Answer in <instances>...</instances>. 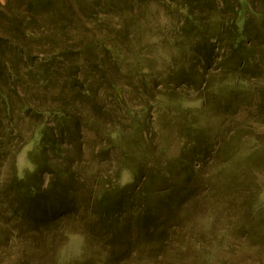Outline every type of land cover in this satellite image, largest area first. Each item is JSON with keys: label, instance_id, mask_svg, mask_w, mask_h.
<instances>
[{"label": "trees", "instance_id": "trees-1", "mask_svg": "<svg viewBox=\"0 0 264 264\" xmlns=\"http://www.w3.org/2000/svg\"><path fill=\"white\" fill-rule=\"evenodd\" d=\"M93 1L6 0L0 3V246L5 239L6 247H14L15 259L28 254L30 249L36 252L43 245L37 235L47 231L45 243L52 244L64 232L62 219L70 213L63 208L60 190L45 185L44 175L71 173L69 167L57 168L52 161L65 128L72 124L77 128L81 123L90 129L98 127L92 108L107 101L106 95L119 106V112L126 108L123 121L130 120L133 130H139L142 117H150L149 123L155 119L159 123L163 114H169V121H173L182 105L180 99L170 94L177 93V87L185 82L199 87L203 79L213 84L219 82L204 66L205 58L215 53L218 43H224L223 48L242 56L241 61L253 56L252 50L243 44L247 21H243L245 3L242 0H147L157 10L156 16L161 13L170 21L164 23L158 19L163 28L155 26L165 63L162 61L160 69L156 66V71L149 70V66L145 70L146 66L139 63L128 70L123 48L130 39L110 42L91 31L92 37L87 36L89 29L83 22V13L90 14L89 20L103 17L107 23L118 17L110 18L106 12L99 14ZM111 62L117 68L120 81L109 76ZM95 69L104 77L105 82L100 86L92 74ZM25 126H28L26 134ZM117 127L121 129L120 135H126L121 126ZM100 129H104L103 124ZM113 132L116 133V127ZM19 139L23 142L18 143ZM31 142L41 151L29 155L35 170L21 176L16 159ZM210 145L209 140L202 143L186 165L179 162L168 168L159 162L155 152L138 166L123 167L131 171V182L119 187L120 181L110 180L111 184L105 182L92 199L88 198L92 205L83 220L97 228L93 237L120 251L128 249L126 234L134 230L139 239H147L152 244V252L162 251L165 238L175 232L177 225H168L170 214L158 209L174 213L175 205L179 207L188 195L185 193L173 204L171 199L177 195L176 191L171 192L174 187L171 178L173 174L179 177L180 170H185L187 178H201V185L209 179L212 182L216 175L211 173L209 179L202 180L206 176L204 172H197L194 159L210 155ZM6 161L11 170L4 178L1 169ZM155 175L162 182L156 179L153 186ZM178 191L181 194L182 190ZM151 196L158 198V204L149 202ZM52 230H55L53 234Z\"/></svg>", "mask_w": 264, "mask_h": 264}, {"label": "rangeland", "instance_id": "rangeland-1", "mask_svg": "<svg viewBox=\"0 0 264 264\" xmlns=\"http://www.w3.org/2000/svg\"><path fill=\"white\" fill-rule=\"evenodd\" d=\"M242 1L243 21H247L243 44L252 50L253 56L241 61L242 56L218 43L215 53L205 58L204 66L219 82L213 84L203 79L199 87L187 82L177 87V93L170 94L180 99L182 105L173 121H169V114H163L159 123L156 119L149 123L150 117H142L139 130H133L130 120L123 121L126 108L119 112V106L106 95L107 101L105 98V102L92 108L98 127L90 129L81 123L77 128L73 124L65 128L52 161L57 168L69 167L71 173L44 175L45 185L60 190L63 208L70 213L62 219L64 232L52 244L45 243L47 231L37 235L43 245L36 252L33 248L28 254H21L19 259L12 252L14 247H6L3 239L0 264H264V0ZM5 2L0 0L1 4ZM93 3L99 14L106 12L110 18L116 15L118 19L107 23L103 17L97 20L93 17L90 21V14L83 13V22L89 29L87 36L92 37L93 32L96 37L99 34L118 43L130 39L123 48L128 70L137 63L145 65V70L148 66L149 70H155L156 66L160 69L161 38L155 26L163 28L159 21H170L161 13L156 16L157 10L147 0ZM239 28L242 30L240 23ZM108 70L111 79L120 81L112 62ZM73 71L77 72L75 68ZM92 74L99 86L105 82L98 69L92 70ZM101 124L104 129H100ZM117 125L126 135H120ZM115 127L116 133H112ZM27 129L25 126L24 132ZM207 140L211 144L210 155L207 153L204 159L195 156V169L204 172V181L211 173L216 177L201 185V178L189 179L185 170H180L179 177L173 174L171 192L176 191L177 196L171 202L176 204L182 195H188L179 207L175 205L174 213L158 209L170 214L168 225H177L175 232L165 238L162 251L152 252V244L139 239L134 230L126 234L128 249L120 251L93 237L97 228L83 218L92 205L88 198L92 199L105 182L111 184L110 180L117 179L119 187L128 184L132 180L131 171L122 168L138 166L155 152L159 162L168 168L173 163L186 165ZM181 149L184 151L179 153ZM36 150L41 151L33 142L23 147L16 159L19 175L35 170L29 155ZM10 170L8 161L4 162L1 169L4 178L10 175ZM197 172L194 174L198 175ZM156 179L162 182L155 175L153 186ZM158 201L153 196L149 199L151 204Z\"/></svg>", "mask_w": 264, "mask_h": 264}]
</instances>
